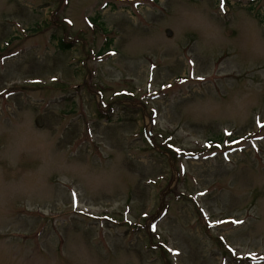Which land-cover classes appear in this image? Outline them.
<instances>
[{
	"label": "rangeland",
	"instance_id": "1",
	"mask_svg": "<svg viewBox=\"0 0 264 264\" xmlns=\"http://www.w3.org/2000/svg\"><path fill=\"white\" fill-rule=\"evenodd\" d=\"M0 264H264V0H0Z\"/></svg>",
	"mask_w": 264,
	"mask_h": 264
},
{
	"label": "water",
	"instance_id": "2",
	"mask_svg": "<svg viewBox=\"0 0 264 264\" xmlns=\"http://www.w3.org/2000/svg\"><path fill=\"white\" fill-rule=\"evenodd\" d=\"M165 32H166V35H168V36L171 35V31L169 29H166ZM36 124L39 126L41 124V121L39 119H37Z\"/></svg>",
	"mask_w": 264,
	"mask_h": 264
},
{
	"label": "trees",
	"instance_id": "3",
	"mask_svg": "<svg viewBox=\"0 0 264 264\" xmlns=\"http://www.w3.org/2000/svg\"><path fill=\"white\" fill-rule=\"evenodd\" d=\"M60 46H61L62 48H64V46L67 47V45H66L63 41H60Z\"/></svg>",
	"mask_w": 264,
	"mask_h": 264
}]
</instances>
